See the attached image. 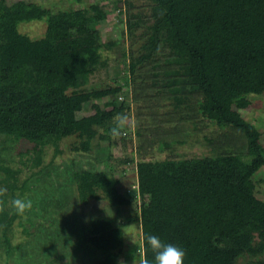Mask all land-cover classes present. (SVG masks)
<instances>
[{"label":"trees","instance_id":"trees-1","mask_svg":"<svg viewBox=\"0 0 264 264\" xmlns=\"http://www.w3.org/2000/svg\"><path fill=\"white\" fill-rule=\"evenodd\" d=\"M136 1L109 0L112 5L54 12L49 4L0 0L2 151L13 142L32 144L37 165L48 145L58 151L62 140L75 136L71 149L89 154L96 138L111 142L107 132L117 113L131 117V100L140 103L141 88L150 91L148 102L154 106L144 114L145 105L137 107L140 159L135 163L130 153L122 161L124 167L135 163L137 188L127 194L121 178L89 167L91 160L82 165L73 160L51 187L35 189L43 182L44 168L19 186L22 169H14L1 151L0 187L8 188L9 197H0V250L7 258L19 257V249L25 254L37 250L51 264L61 256L71 263L69 251L68 257L59 255L47 245L45 236H56L70 245L79 239L76 251L82 248L85 264H127L134 256L120 258L126 244L123 226L139 222V248L145 249L148 264H154V254L146 245L147 234L182 248L184 264H239L242 258L264 264V200L256 194L255 178L264 167L263 134L243 115L251 95H264V0H145L148 13L131 10ZM116 10L125 15L131 39L144 29L139 55L118 39L103 41L100 26ZM32 22L44 24L40 36L20 30ZM106 50L119 55L116 78L95 87L91 77L110 66ZM147 65L152 69L144 74L141 68ZM89 105L95 112L85 115ZM181 127L186 134L176 135ZM231 130L244 137L245 150L225 148ZM125 138L113 143L127 146ZM186 138L206 152L178 153ZM155 146L174 153L148 160L146 151ZM17 189L24 193L16 194ZM35 190V198L26 193ZM15 198L31 199L32 209L16 214ZM102 198L115 215L83 213V206ZM133 204L124 216L123 208ZM16 221L24 240L13 244Z\"/></svg>","mask_w":264,"mask_h":264},{"label":"rangeland","instance_id":"rangeland-1","mask_svg":"<svg viewBox=\"0 0 264 264\" xmlns=\"http://www.w3.org/2000/svg\"><path fill=\"white\" fill-rule=\"evenodd\" d=\"M8 1L13 2L17 0H8ZM26 1L37 2V3H42V4H49L48 7H51V9L54 10V12H64V11H68L71 9L88 7L94 3H104V4L112 5V3L107 2L109 0H83L82 2H77V0H26ZM122 1H125V0H122ZM147 3L148 2L145 0H137L135 4L136 7H134V9L132 8L131 10H134V12H138V13H141V12L148 13L149 6L147 5ZM122 18H123V21H121ZM124 20H125V15L124 16L119 15L118 10L109 13L107 20L100 26L103 41L118 39L124 42L123 45L126 46L129 53H130L129 50H131L132 48L134 50V53L139 55L140 45L142 42H144V39H142L140 35L144 31V29L142 28L138 30L137 38L131 39L130 35L126 33L127 27L124 23ZM20 30L22 32H26L30 34L31 36H40L41 33L44 31V24L40 22L26 23V24L21 25ZM103 55L110 59L109 60L110 66L107 69L106 68L101 69L95 75L91 77V82L95 87H104L105 85L114 81L116 78L117 68L115 67V64L120 61L118 59L119 55L117 54L115 50H110V51L106 50L104 51ZM120 67L123 69L124 65L120 64ZM150 69H152V67H150V65H147L146 67L141 68V71H143V73L146 74ZM141 89H140V96H138V99H139L138 101L145 105V108L142 111V113L144 114L147 111V109L148 111H152V108H154V106L151 105L150 107V104H153V103L148 102L151 97L150 91L146 90V88L142 90ZM143 90L145 91V95L143 93ZM151 93H154V91ZM132 95H133V90L131 89V94L129 93V96L132 98ZM249 98L251 101V105L249 106V108L243 111V115L245 119H247L251 123L256 124L257 127L260 128L263 134L262 140L264 143V95H259V96L251 95ZM106 100L107 99H104L102 101H106ZM102 101H96L95 103L97 104L103 103ZM140 103L135 102L134 99L131 100L130 125L128 128L125 129V132L123 134V136L126 137L125 140L129 141L127 146H125L124 144H122V146H119L117 145L118 142L114 144L113 143L114 139H112L110 142L107 140H101L100 138H96V140L94 141L95 147L92 152H90L89 154H78L71 149L72 144H74V142L77 141V138L75 136H72V137L62 140L58 151L54 148V146L48 145L46 149H44L45 151H43L42 153L44 154L42 161L40 162V164H37V165L35 164V157H36L35 154L36 153L33 150L32 144H20V143L13 142L12 144H10L9 150L2 151L4 144L2 142L3 138H0V152L2 151L1 153H3L5 157L6 155H8V157L6 158L9 160L10 165L14 169L15 168H18L20 170L22 169L21 173L18 175L19 177H18L17 185L19 186H21L22 184L21 182H23L24 180L31 178L33 171L44 168L45 170L43 173L44 174L43 182L41 183L37 182L38 187H35V189L42 190V189H45L46 186L51 187V185H53L56 181H60V179L63 178L62 176L65 173V167L67 165H70L73 160H76V162L80 163L81 165L84 163L87 164L88 161L91 160L92 162L90 163L89 167L95 166L97 170L104 171L105 169H107L109 174L115 173L117 177L121 178L123 181L124 193L126 194L130 193L129 190H133L137 188L135 163L140 159V156H139V153L137 152V148L139 145L137 142L136 135L134 134V131L137 129V122H138L137 119H138V114H139V112H137V107ZM94 112H95V109H93V106L89 105L84 111V114L91 115ZM181 129L183 130H181L180 132H177L176 135H179L182 133L186 134L184 127H181ZM99 131L101 133L104 132V128H99ZM165 132L168 136H170L169 134L171 133L169 130H166ZM129 134H131L132 136H127ZM227 136L228 138L224 140L225 148L227 149L229 148L231 151H234L236 149L245 150L246 142H245L244 137L241 134L231 130L230 132H228ZM176 137L182 138L181 136H176ZM189 137L194 139L193 135ZM129 138L133 139L132 144H130ZM191 140L192 139L186 138L184 141L185 144H181L180 147L177 148L178 153L182 154L183 156H187V155L192 156V155H200L201 153L206 152V149L201 144L199 145L197 144L195 147H193V145L186 143V141H191ZM117 141H120V137L117 138ZM156 148L157 147L155 146L151 151L150 150L146 151V158L148 160L158 159V158L164 159L166 157H169L170 154L172 156L174 153L171 151L169 152V150L158 151ZM130 153L133 154L135 163L124 167L125 164L122 161L126 159V155ZM108 154H110L111 157H109V159H106ZM100 159H102V161ZM105 162H107L108 165ZM1 163H2V155H0V164ZM255 178L258 179L256 194L258 198L264 200V167L259 170V172L255 175ZM30 181L32 182V184L36 182L34 179H31ZM17 193L22 195L24 192L23 191L21 192V190L17 189L16 194ZM26 193L27 195H29V197H32V198L37 197L36 190L33 192L27 191ZM7 195L9 197L8 193ZM108 202L109 201L104 198L100 200L93 199L87 206H83L81 210H83V213L87 212L88 214H94L98 217H104L105 215L113 216L116 214V212L115 210L110 209ZM138 206H139V203L137 207ZM134 207H135L134 204L130 208L124 207L123 210L126 211V212L124 211V216L132 212L130 209ZM16 226H17V221L12 226V228L15 227V237L11 241V243L13 244H18L19 242L24 240L23 235L20 233L21 229ZM37 228L38 227H36L35 229ZM123 232H124V239H125L126 244L123 248L124 254H122L120 257L121 260L124 259L126 253H128L131 256H134L136 253V249L138 251V248L142 244L141 226L139 222H135V223H131V224H127L123 226ZM48 233H50V231H48ZM9 235H11V233H9ZM45 239H47V241L49 239V241L47 242V245H51L53 247V251L54 250L58 251L59 255L62 254L63 256L66 255L68 257V253L66 252L69 251L71 253L70 254L71 263L68 259L69 257L65 258L61 256V259L56 264H66L67 262H69V264H85L82 261L83 256H84L83 255L84 252L81 250L82 248L80 247L76 251V242L79 243L80 242L79 239L76 242H73L71 245H70L71 243L70 241H69L70 243H67L61 240L60 237H56V236L55 237L53 236L52 238H47L45 236ZM75 253L78 254V259L76 257H73ZM6 255L7 253L5 252V250L3 251L0 250V264H51L50 262L46 261V259L51 260V258L44 257V256H38L40 254H38L37 250L35 251L31 250L29 252H26L25 254V252L20 251L19 249L18 251L19 257H16V258L14 257L7 258ZM86 258L87 257H85V259ZM87 261L89 262V257ZM251 261L252 259L242 258L239 260V264H249V262ZM127 264H133V259Z\"/></svg>","mask_w":264,"mask_h":264},{"label":"clouds","instance_id":"clouds-1","mask_svg":"<svg viewBox=\"0 0 264 264\" xmlns=\"http://www.w3.org/2000/svg\"><path fill=\"white\" fill-rule=\"evenodd\" d=\"M130 119L128 113H117L113 117V126L108 130L107 135L112 139L121 137L125 129L130 125ZM7 194L6 187H0V197H4ZM11 207L16 214L24 215L27 211H30L33 207V201L31 199L15 198L11 200ZM146 245L149 246L154 254V264H184L185 251L173 244H165L160 238L153 234H147L145 237ZM144 248H138V251L134 255L133 264H148V261L144 258ZM120 264H123L121 261Z\"/></svg>","mask_w":264,"mask_h":264}]
</instances>
